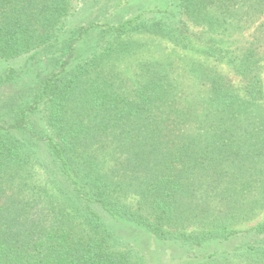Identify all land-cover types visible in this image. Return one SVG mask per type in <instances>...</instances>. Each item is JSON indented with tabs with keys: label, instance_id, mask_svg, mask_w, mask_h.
Wrapping results in <instances>:
<instances>
[{
	"label": "trees",
	"instance_id": "trees-1",
	"mask_svg": "<svg viewBox=\"0 0 264 264\" xmlns=\"http://www.w3.org/2000/svg\"><path fill=\"white\" fill-rule=\"evenodd\" d=\"M130 5L0 0V264H149L107 217L180 242V264H264L256 239L198 253L264 235V219L239 227L264 212V21L234 61L238 83L195 63L209 95L201 112L174 97L161 58L131 95L116 80L130 35L178 44L190 25L256 21L264 0ZM76 6L85 13L72 21ZM37 165L44 185L32 180Z\"/></svg>",
	"mask_w": 264,
	"mask_h": 264
},
{
	"label": "rangeland",
	"instance_id": "rangeland-1",
	"mask_svg": "<svg viewBox=\"0 0 264 264\" xmlns=\"http://www.w3.org/2000/svg\"><path fill=\"white\" fill-rule=\"evenodd\" d=\"M166 0H129L130 7L134 5V10L140 8H151L157 3ZM77 5V0H74ZM131 9V8H130ZM85 13L82 6H76L75 14L71 16L72 21L81 20ZM131 13V12H129ZM241 15V14H240ZM186 20V18L183 17ZM225 27L215 31H205L190 25L191 33L178 44L160 39L150 34L135 33L130 35L133 52L118 60L117 84L120 90L131 95L140 86L144 76V70L152 61L161 58L166 61L171 77L175 84V98L182 107H190L201 112L208 100L207 88L199 80L195 70V63L202 62L215 66L218 70L228 74L238 83V77L233 71V64L238 58L246 41L250 38V33L254 28L264 21V15L251 21L247 17L240 19L238 16H229ZM129 52V51H128ZM37 170H32L33 182L44 185L47 182L46 175L38 165ZM134 200V199H133ZM136 200V199H135ZM108 218V225L115 232V239H119L128 247L133 245L149 264H180L186 262V248L180 242L163 240L157 238L145 229L135 226L132 223ZM264 219V212H261L254 220L239 226L240 228L251 227ZM245 239H256L264 242V235H235L228 241H212L198 248V253L222 248L230 249L237 246Z\"/></svg>",
	"mask_w": 264,
	"mask_h": 264
}]
</instances>
